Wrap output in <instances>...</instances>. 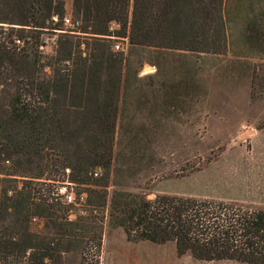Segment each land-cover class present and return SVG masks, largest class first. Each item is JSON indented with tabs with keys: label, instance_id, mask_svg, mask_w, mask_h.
<instances>
[{
	"label": "trees",
	"instance_id": "obj_1",
	"mask_svg": "<svg viewBox=\"0 0 264 264\" xmlns=\"http://www.w3.org/2000/svg\"><path fill=\"white\" fill-rule=\"evenodd\" d=\"M254 5L245 20L260 18ZM71 10L79 30H89V52H74L62 35L55 54L41 63L37 37L26 52L15 28L0 35V264H62L68 253L78 255L77 264H98L105 207L109 226L120 228L128 243L172 242L176 256L189 253L196 261L264 264V210L106 191L126 80L123 53L104 40L114 34L131 48L221 54L225 0H72ZM63 15L62 0H0V23L7 25L55 30ZM63 169L67 182L86 195V217L69 219L72 205L51 196L58 181L42 178ZM17 178L23 200L16 195ZM36 218L43 220V232Z\"/></svg>",
	"mask_w": 264,
	"mask_h": 264
},
{
	"label": "rangeland",
	"instance_id": "obj_2",
	"mask_svg": "<svg viewBox=\"0 0 264 264\" xmlns=\"http://www.w3.org/2000/svg\"><path fill=\"white\" fill-rule=\"evenodd\" d=\"M62 1L63 16L80 21L72 13V0ZM250 2L256 3L255 13L260 14L254 21L245 20ZM260 2L225 0L226 45L221 54L131 48L127 39L122 41L114 34L104 40L112 51L115 43L124 49L126 80L118 100L108 195L116 190L146 200L164 195L264 210V0ZM52 20L58 23L55 17ZM0 26V35L5 36L9 32L6 27H12L13 35L24 36L26 44L20 41L19 45H26V52L33 42L31 37H37L41 63L55 54L56 40L62 35L72 41L74 52H89L93 43L88 28L69 33L62 26L38 31L3 23ZM18 28L24 30L18 32ZM46 38L53 45L41 47ZM64 170L63 174L59 171L42 177L58 181L53 182L52 193L68 183V171ZM250 183L256 184L260 195L253 204L256 206L244 198ZM15 184L16 195L23 200L21 181L17 178ZM68 188L75 195L83 194L85 200L80 188ZM242 198L244 201H238ZM84 209L83 203L72 206L69 219L74 215L86 217ZM102 211L98 264H244L196 261L189 253L176 256L172 242L128 243L120 228L109 226L107 207ZM34 223L44 231L40 228L42 219L36 218ZM82 249L88 260V247ZM78 258L75 253L64 254L62 264H77Z\"/></svg>",
	"mask_w": 264,
	"mask_h": 264
},
{
	"label": "built area",
	"instance_id": "obj_3",
	"mask_svg": "<svg viewBox=\"0 0 264 264\" xmlns=\"http://www.w3.org/2000/svg\"><path fill=\"white\" fill-rule=\"evenodd\" d=\"M112 25L114 24L111 23L109 26L110 31L112 30ZM61 26L67 29L69 33H75L74 31L78 30L80 26V21L72 20L70 17L65 15L61 18ZM121 40L125 41L126 38H122ZM15 44L18 45L19 44L18 41H15ZM47 44L53 45L52 42L46 38L41 41L40 46L46 47ZM113 51L124 53V49L119 45V43H115L113 45ZM64 172H67V170L65 169ZM93 176L94 177L97 176V171L93 173ZM69 186L72 185L70 183H64L59 185L58 187L55 188V191L53 193L51 192L52 193L51 196L53 197L54 200H58L62 204H69L72 206L81 205L84 202V195L83 194L75 195L73 192L69 190L70 189L68 188Z\"/></svg>",
	"mask_w": 264,
	"mask_h": 264
},
{
	"label": "crops",
	"instance_id": "obj_4",
	"mask_svg": "<svg viewBox=\"0 0 264 264\" xmlns=\"http://www.w3.org/2000/svg\"><path fill=\"white\" fill-rule=\"evenodd\" d=\"M254 2H256V1H254ZM257 2H260V1H257ZM248 184V182L247 183H245V185H247ZM263 187H264V182H263V184H261ZM263 193H264V191H263ZM257 195H259V192L256 190V184L255 183H250V185L246 188V190H245V195H244V198H246L247 199V201L249 202V203H252V206H256V205H253V204H257L258 203V201H257V199H256V196ZM260 196V195H259ZM258 196V197H259ZM253 198H255L256 199V201H252V200H254ZM224 199V198H223ZM227 200H230V198L229 199H227ZM238 201H244L243 200V198H242V200L240 199V200H238ZM264 202V201H263ZM230 203H232V202H230Z\"/></svg>",
	"mask_w": 264,
	"mask_h": 264
}]
</instances>
